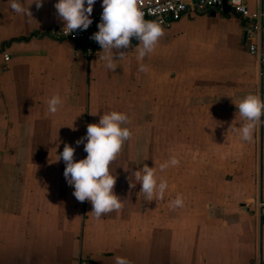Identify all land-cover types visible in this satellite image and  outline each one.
Listing matches in <instances>:
<instances>
[{"label": "crops", "instance_id": "1", "mask_svg": "<svg viewBox=\"0 0 264 264\" xmlns=\"http://www.w3.org/2000/svg\"><path fill=\"white\" fill-rule=\"evenodd\" d=\"M9 3L0 0V264H115L117 256L130 264H264V116L243 141L234 104L249 93L264 100L244 23L233 14L184 16L161 26L143 60L130 48L110 71L100 46L88 55L52 35L63 27L56 0L31 5L32 17ZM247 4L264 12V0ZM260 45L264 52V26ZM57 94L63 103L52 114L47 101ZM113 110L128 115L132 132L110 164L123 207L97 219L89 201L74 197L64 161H53L65 143L75 160L86 157L76 141ZM172 156L179 165L160 172ZM144 163L167 179L163 200L147 201L139 183L129 187ZM183 190L184 206L170 208Z\"/></svg>", "mask_w": 264, "mask_h": 264}, {"label": "clouds", "instance_id": "2", "mask_svg": "<svg viewBox=\"0 0 264 264\" xmlns=\"http://www.w3.org/2000/svg\"><path fill=\"white\" fill-rule=\"evenodd\" d=\"M236 2V0H234ZM96 0H56L54 8L57 18L63 22L64 35L75 33L76 30L84 31L89 28L93 20L91 14ZM35 4L37 9L43 7L44 0H30L27 6L23 0H10L12 11L32 17L30 6ZM102 13L97 24L98 31L94 32L90 39L98 43L103 55L99 59L105 62L110 71H116V61L124 58L128 49L136 51L137 61L143 60L154 51L160 37L163 36V28L155 21L145 19V14L140 7V0H102ZM135 39L138 44L133 46L131 41ZM139 71L146 72L148 67L139 64ZM63 101L57 94L48 101V111L55 114ZM243 123L237 129L243 141H250L254 128L262 121L264 116V100L259 95L249 93L240 102L235 103ZM97 115L96 113H91ZM75 120V119H74ZM130 123L126 113L111 111L100 116L98 123L87 125L86 134L80 137L76 144H84L86 157L80 160L74 159L75 148L65 143L63 151L57 154L65 163L64 177L70 186H73V195L78 202L89 201L92 211L97 219L102 215L113 211L119 212L123 207V200L114 192L117 176L112 174L110 164L114 163L120 154L125 142L132 135L126 126ZM76 131L75 125H67ZM58 139V137H57ZM86 141V142H85ZM59 146V141H58ZM57 146V147H58ZM176 156L159 165V171L164 172L170 166L179 165ZM127 170V169H126ZM157 169L144 163L143 167L132 173L129 179V187L134 188L137 183L141 185L147 201L163 200L168 182L166 178L157 177ZM133 177L134 181L133 182ZM182 195L169 202L172 209L183 207ZM115 264H130L125 257L117 256Z\"/></svg>", "mask_w": 264, "mask_h": 264}, {"label": "built area", "instance_id": "3", "mask_svg": "<svg viewBox=\"0 0 264 264\" xmlns=\"http://www.w3.org/2000/svg\"><path fill=\"white\" fill-rule=\"evenodd\" d=\"M223 0H140V7L145 14V19L155 21L161 26H169L173 21L184 16L208 14L211 11L222 14ZM231 10L228 14L237 16L243 23L245 38L248 40L247 48L250 54L255 56L259 74H264V52L261 50L260 38L264 26V12L251 10L247 0H226ZM100 18L93 20L87 30H76L75 33L64 35L62 27L52 29V35L56 38L69 39L78 44H83L88 55H92L100 46L90 39V36L98 31L97 24ZM5 59H8L6 56ZM259 214L264 213V202L258 203ZM80 264H86L81 261Z\"/></svg>", "mask_w": 264, "mask_h": 264}, {"label": "water", "instance_id": "4", "mask_svg": "<svg viewBox=\"0 0 264 264\" xmlns=\"http://www.w3.org/2000/svg\"><path fill=\"white\" fill-rule=\"evenodd\" d=\"M230 10H231V8H230V6L226 3V0H223V2H222V14H228L229 12H230ZM209 15H214L215 14V12L214 11H211V12H209L208 13ZM244 37H246L245 36V33H244ZM4 46V45H3Z\"/></svg>", "mask_w": 264, "mask_h": 264}, {"label": "trees", "instance_id": "5", "mask_svg": "<svg viewBox=\"0 0 264 264\" xmlns=\"http://www.w3.org/2000/svg\"><path fill=\"white\" fill-rule=\"evenodd\" d=\"M15 39H19V38H13V39H11L10 41L15 40ZM20 39H25V38H20ZM7 42H9V41H7ZM7 42H6V43H7ZM261 217H263V216H261Z\"/></svg>", "mask_w": 264, "mask_h": 264}, {"label": "rangeland", "instance_id": "6", "mask_svg": "<svg viewBox=\"0 0 264 264\" xmlns=\"http://www.w3.org/2000/svg\"><path fill=\"white\" fill-rule=\"evenodd\" d=\"M198 158H199V157H198ZM184 194H186V193H185V191L183 190V192H182V194H181V195L183 196ZM170 210H171V209H170Z\"/></svg>", "mask_w": 264, "mask_h": 264}]
</instances>
